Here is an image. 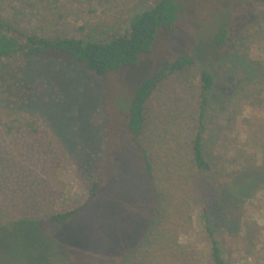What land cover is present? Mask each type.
Instances as JSON below:
<instances>
[{
  "label": "rangeland",
  "instance_id": "rangeland-1",
  "mask_svg": "<svg viewBox=\"0 0 264 264\" xmlns=\"http://www.w3.org/2000/svg\"><path fill=\"white\" fill-rule=\"evenodd\" d=\"M157 1L0 0V17L22 33L46 39L104 42L122 35L134 15ZM179 1L174 29L160 30L136 67L97 77L56 56L0 59V113L11 107L37 120L65 155L62 172L45 169L21 134L7 136L0 125L2 264H114L136 250L142 254L132 264H143L142 256L150 264L163 251L169 260L172 238L164 234L170 212H161L151 234L153 194L134 142L147 152L154 182L163 193L178 186L201 190L203 184L208 190L207 198L195 195L182 203L179 216L190 229L177 235L174 251H188L200 264H213L208 227L228 264H264V0ZM222 25L227 36L218 48L213 39ZM187 53L194 65L169 74L154 89L145 105L143 130L132 141L126 119L136 87L161 62ZM204 69L214 77L202 113L211 170L175 173L164 163V153L178 134L190 141L199 127ZM179 164L192 166L190 161ZM98 180L102 187L96 201L60 229L48 222L10 224L80 207ZM16 188L29 206L11 198ZM225 190H239L244 198L239 204L235 195L223 199Z\"/></svg>",
  "mask_w": 264,
  "mask_h": 264
},
{
  "label": "trees",
  "instance_id": "trees-1",
  "mask_svg": "<svg viewBox=\"0 0 264 264\" xmlns=\"http://www.w3.org/2000/svg\"><path fill=\"white\" fill-rule=\"evenodd\" d=\"M31 9L34 6L29 4ZM179 0H159L150 8L134 15L128 22V25L123 29V34L118 37H111L104 42H96L77 38H60L46 39L37 35L22 33L14 28L10 23L5 22L0 17V59H8L12 57H20L23 60H36L47 56L61 57L66 60L82 65L88 72L97 76H107L124 67H136L140 56L149 53L155 45L160 30L171 31L174 29L180 13ZM58 18H63L60 14ZM227 30L222 25L213 41L218 48H221L226 40ZM194 65V58L191 54L179 55L172 61H163L160 63L157 72L144 79L136 87L131 96L127 108L126 127L134 141L141 134L144 126L145 105L152 95L154 89L165 79L166 76L176 72H182L188 67ZM214 85V77L204 69L200 74V100L201 113L199 114V127L193 138L188 141L184 140L181 135H177L169 143L167 150L164 153V163L168 165L175 173L188 171H197L199 173H207L211 170L209 162L206 160L204 144H203V125L202 113L204 106L208 104V92ZM0 125L3 132L7 136L21 134L27 144L34 150V156L37 161L41 162L43 168H50L56 172H62L65 155L58 151V146L51 133L45 129L37 120L29 119L28 116L21 111L14 110L9 107L0 113ZM134 147L139 154L142 164L143 175L150 182V187L153 194V209L150 218V226L148 231L153 234L156 226H158V217L170 212V225L166 228L168 232L164 234L166 239L169 236L172 238L170 247H172L171 258L169 260L167 254L163 251L159 255H154L150 264H200L199 258L193 253L185 251H174L176 247L177 235L185 233L190 229V225L181 216L182 203H189L191 196H202L207 198L208 192L206 185L201 186V190L178 189L168 195L163 193L162 187L156 184L153 174V167L148 157L147 152L139 143L134 142ZM190 161L192 166H180V162ZM32 164L35 162L32 160ZM21 168V166H18ZM192 168V169H191ZM224 174L226 168L223 169ZM223 174V175H224ZM182 176V175H181ZM101 181L93 182L87 193L84 203L77 208H73L64 212H50L37 218H23L10 222L11 225H37L48 222L54 229L58 230L67 225L70 220L82 214L85 210L92 206L96 201L101 191ZM18 189H12L14 193L11 198L22 203L24 207L29 206L27 200L19 199ZM223 199L231 198L239 204L240 198L244 195L239 190H225ZM229 194L230 196H228ZM238 195V196H237ZM202 219L205 223L209 221L207 216V208L203 209ZM178 214V215H177ZM177 215V218L173 216ZM182 219L183 221L178 222ZM188 223V224H187ZM171 224L176 226L171 228ZM4 224L0 223V229ZM179 227V228H178ZM209 237L210 258L213 264H228L222 255L218 241L213 237L210 228H205ZM156 252V250H152ZM132 252V251H131ZM132 254V253H131ZM124 256L120 262L114 264H132L139 259L141 250H136L132 255ZM163 255V256H161ZM166 256V258H165ZM134 260V261H133ZM143 264H147L144 256H142ZM2 264V262H0Z\"/></svg>",
  "mask_w": 264,
  "mask_h": 264
},
{
  "label": "clouds",
  "instance_id": "clouds-1",
  "mask_svg": "<svg viewBox=\"0 0 264 264\" xmlns=\"http://www.w3.org/2000/svg\"><path fill=\"white\" fill-rule=\"evenodd\" d=\"M248 111L249 110H245V112L243 113V115H245V116L248 115Z\"/></svg>",
  "mask_w": 264,
  "mask_h": 264
}]
</instances>
